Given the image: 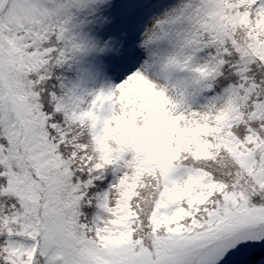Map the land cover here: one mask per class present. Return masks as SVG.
Wrapping results in <instances>:
<instances>
[{
  "label": "snow or ice",
  "instance_id": "6c2138e0",
  "mask_svg": "<svg viewBox=\"0 0 264 264\" xmlns=\"http://www.w3.org/2000/svg\"><path fill=\"white\" fill-rule=\"evenodd\" d=\"M222 261L264 264V0H0V264Z\"/></svg>",
  "mask_w": 264,
  "mask_h": 264
},
{
  "label": "rangeland",
  "instance_id": "374dc122",
  "mask_svg": "<svg viewBox=\"0 0 264 264\" xmlns=\"http://www.w3.org/2000/svg\"><path fill=\"white\" fill-rule=\"evenodd\" d=\"M232 253H229V255H231ZM221 264H224V262L222 261Z\"/></svg>",
  "mask_w": 264,
  "mask_h": 264
}]
</instances>
